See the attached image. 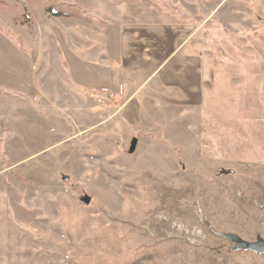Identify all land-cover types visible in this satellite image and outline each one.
<instances>
[{
    "label": "rangeland",
    "instance_id": "374dc122",
    "mask_svg": "<svg viewBox=\"0 0 264 264\" xmlns=\"http://www.w3.org/2000/svg\"><path fill=\"white\" fill-rule=\"evenodd\" d=\"M165 23L203 100L126 106ZM218 233L264 240V0H0V264H264Z\"/></svg>",
    "mask_w": 264,
    "mask_h": 264
},
{
    "label": "crops",
    "instance_id": "0c3cea01",
    "mask_svg": "<svg viewBox=\"0 0 264 264\" xmlns=\"http://www.w3.org/2000/svg\"><path fill=\"white\" fill-rule=\"evenodd\" d=\"M122 33V59L129 66L139 67L140 76L139 86L129 94L126 106L135 102L142 108L140 95L146 89L154 91L155 100L165 102L166 106L167 91L178 93L180 100H203L202 67L184 53L188 36L178 34L167 23L132 26ZM114 92L119 97L121 89Z\"/></svg>",
    "mask_w": 264,
    "mask_h": 264
},
{
    "label": "water",
    "instance_id": "95a60500",
    "mask_svg": "<svg viewBox=\"0 0 264 264\" xmlns=\"http://www.w3.org/2000/svg\"><path fill=\"white\" fill-rule=\"evenodd\" d=\"M217 236L232 244L229 248L232 252L245 251L255 253L259 256H264V240L261 238L258 239L257 242L252 243L247 242L233 234L218 233Z\"/></svg>",
    "mask_w": 264,
    "mask_h": 264
}]
</instances>
